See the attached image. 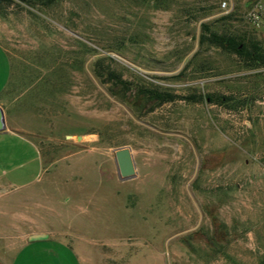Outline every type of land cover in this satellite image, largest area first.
I'll list each match as a JSON object with an SVG mask.
<instances>
[{
	"label": "rangeland",
	"instance_id": "rangeland-1",
	"mask_svg": "<svg viewBox=\"0 0 264 264\" xmlns=\"http://www.w3.org/2000/svg\"><path fill=\"white\" fill-rule=\"evenodd\" d=\"M202 23L264 42V0H0L3 98L35 112L20 125L41 163L0 197V264L27 217L67 228L82 264L263 263L264 66L199 45ZM138 87L175 97L144 102Z\"/></svg>",
	"mask_w": 264,
	"mask_h": 264
},
{
	"label": "crops",
	"instance_id": "crops-1",
	"mask_svg": "<svg viewBox=\"0 0 264 264\" xmlns=\"http://www.w3.org/2000/svg\"><path fill=\"white\" fill-rule=\"evenodd\" d=\"M10 77V61L0 45V111L3 121V128L0 129V197L30 185L36 180L41 167L36 145L21 132L20 125L22 117L30 121L35 112L30 109L16 110L9 100L3 98ZM27 223L15 234L19 245L13 251L9 264H29L37 256L43 264H82L88 247L66 241L64 234L68 233L67 228L59 227L57 230L38 226L30 217H27ZM1 226L0 235L4 233ZM31 235H40V238L29 239Z\"/></svg>",
	"mask_w": 264,
	"mask_h": 264
},
{
	"label": "trees",
	"instance_id": "trees-1",
	"mask_svg": "<svg viewBox=\"0 0 264 264\" xmlns=\"http://www.w3.org/2000/svg\"><path fill=\"white\" fill-rule=\"evenodd\" d=\"M205 43L222 48L225 51L234 54L247 69H254L264 66V42L256 40L244 42L235 35L212 31L208 28L207 24L202 23L200 25V32L198 35V44L202 45ZM99 63L100 59H97L94 62V73L97 77L102 75V72L99 70ZM106 75L109 81H117L120 84L121 89L126 90L129 88L127 87V83L124 80H120L116 73L108 70L106 71ZM134 93L135 95H140V98L144 102L153 101L155 104L172 100L175 97L168 93L160 92L154 88L148 89L138 87L134 88ZM207 99L208 101H212L210 100L209 96H207ZM217 100L218 102L224 104L230 103V99L226 96H221Z\"/></svg>",
	"mask_w": 264,
	"mask_h": 264
},
{
	"label": "water",
	"instance_id": "water-1",
	"mask_svg": "<svg viewBox=\"0 0 264 264\" xmlns=\"http://www.w3.org/2000/svg\"><path fill=\"white\" fill-rule=\"evenodd\" d=\"M2 128L3 121L0 111V129ZM113 154L118 178L126 179L132 177L134 174V165L129 150L127 148H118L113 151ZM36 238H40V235H31L29 239Z\"/></svg>",
	"mask_w": 264,
	"mask_h": 264
},
{
	"label": "built area",
	"instance_id": "built-area-1",
	"mask_svg": "<svg viewBox=\"0 0 264 264\" xmlns=\"http://www.w3.org/2000/svg\"><path fill=\"white\" fill-rule=\"evenodd\" d=\"M224 5V4H223Z\"/></svg>",
	"mask_w": 264,
	"mask_h": 264
}]
</instances>
